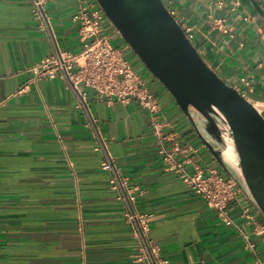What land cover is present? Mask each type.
<instances>
[{"label":"crops","instance_id":"0c3cea01","mask_svg":"<svg viewBox=\"0 0 264 264\" xmlns=\"http://www.w3.org/2000/svg\"><path fill=\"white\" fill-rule=\"evenodd\" d=\"M264 11V0H257ZM216 0H175L180 17L195 28L204 59L230 84L251 78L250 100L264 115V18L229 15L233 36L212 28ZM32 0H0V264H136L135 238L124 205L101 169L102 154L75 94L58 78L38 77L29 68L55 45L31 15ZM231 5V1H227ZM76 0H47L46 12L61 50L78 52L82 42L73 21ZM102 32L119 46L155 92L163 139L175 160L222 170L169 91L124 45L105 18ZM90 108L110 155L138 195L140 211L151 214L150 237L169 264H257L264 258L259 238L248 250L238 228L218 218L205 200L169 169L147 110L134 101L99 100ZM178 145L179 150L175 149ZM192 164V166H193ZM192 168V167H191ZM224 172V171H223ZM230 203L238 227L251 230L241 208Z\"/></svg>","mask_w":264,"mask_h":264},{"label":"built area","instance_id":"2783aa9c","mask_svg":"<svg viewBox=\"0 0 264 264\" xmlns=\"http://www.w3.org/2000/svg\"><path fill=\"white\" fill-rule=\"evenodd\" d=\"M76 1L77 10L72 19L78 25V35L82 42V48L78 52H73L61 50L58 46L46 12L47 0H32L31 15L38 26L53 41L55 51L44 55L29 70L38 77L63 80L67 88L75 94L76 106L86 116L87 125L91 128L96 139L94 151L102 154L100 167L110 173V187L117 190V197L123 202V215L131 226L136 240L135 263L169 264V261L161 255L160 246L154 243L150 237L151 214L142 212L138 208V195L143 191L137 185H131L127 177L122 175L115 159L107 149L105 137L101 133L90 108L88 101L90 91H94L99 100L106 99L109 103L134 101L147 110L152 130L159 139L158 151L169 164V169L178 173L180 179L189 185L194 193L205 200L207 205L216 212L219 219L238 228L239 235L248 250L255 252V237L260 239L264 248V219L249 201L242 206L241 215L246 218L251 230L238 227L235 220L229 215L230 203L242 193L233 179L216 166L203 168L193 164L191 160L179 162L175 160L173 153L166 149L162 140L168 138L164 132L167 123L161 119L162 108L157 95L148 87L143 77L132 69L131 62L123 50L119 46L113 45L110 37L102 32L103 20L106 15L98 1ZM227 1L216 0L215 7L220 12L212 14L210 22L213 29L233 36L229 23L230 13L241 8L244 20L249 21L252 16L245 11L239 0H230L231 5H228ZM163 2L177 19L188 38L195 43V28L179 16L175 8V0H163ZM231 85L243 97L250 100L254 85L249 76L242 75L236 83ZM174 147L179 150L177 144ZM256 263L264 264V258H256Z\"/></svg>","mask_w":264,"mask_h":264},{"label":"water","instance_id":"95a60500","mask_svg":"<svg viewBox=\"0 0 264 264\" xmlns=\"http://www.w3.org/2000/svg\"><path fill=\"white\" fill-rule=\"evenodd\" d=\"M97 1L116 32L169 91L216 162L264 219V115L260 108L211 67L163 0ZM239 2L256 19L264 18L257 0Z\"/></svg>","mask_w":264,"mask_h":264},{"label":"rangeland","instance_id":"374dc122","mask_svg":"<svg viewBox=\"0 0 264 264\" xmlns=\"http://www.w3.org/2000/svg\"><path fill=\"white\" fill-rule=\"evenodd\" d=\"M107 18V17H106ZM107 20H108V18H107ZM109 21V20H108ZM110 22V21H109ZM120 37H121V35H120ZM122 38V42L124 43V45H126L127 47H129V45L126 43V41L123 39V37H121ZM112 42V44L113 45H116V43H114L113 41H111ZM117 46V45H116ZM130 48V47H129ZM131 49V48H130ZM132 50V49H131ZM134 53V52H133ZM134 55L136 56V54L134 53ZM137 57V56H136ZM137 59L143 64V62L137 57ZM144 65V64H143ZM145 66V65H144ZM147 69V68H146ZM149 72V71H148Z\"/></svg>","mask_w":264,"mask_h":264},{"label":"bare ground","instance_id":"6f19581e","mask_svg":"<svg viewBox=\"0 0 264 264\" xmlns=\"http://www.w3.org/2000/svg\"><path fill=\"white\" fill-rule=\"evenodd\" d=\"M230 148H231V153L230 154H231V156H234L235 155L234 149H233L232 146ZM230 154H229V156H230Z\"/></svg>","mask_w":264,"mask_h":264}]
</instances>
